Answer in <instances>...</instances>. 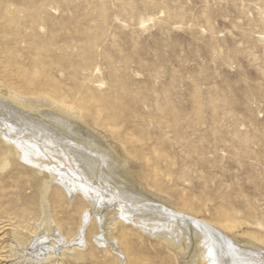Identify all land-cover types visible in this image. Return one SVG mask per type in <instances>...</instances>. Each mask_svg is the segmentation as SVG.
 Here are the masks:
<instances>
[{"label":"rangeland","instance_id":"rangeland-1","mask_svg":"<svg viewBox=\"0 0 264 264\" xmlns=\"http://www.w3.org/2000/svg\"><path fill=\"white\" fill-rule=\"evenodd\" d=\"M1 99L61 138L23 160L0 123V264H207L197 221L264 254V0H0ZM81 136L186 224L123 222L60 160Z\"/></svg>","mask_w":264,"mask_h":264},{"label":"bare ground","instance_id":"bare-ground-1","mask_svg":"<svg viewBox=\"0 0 264 264\" xmlns=\"http://www.w3.org/2000/svg\"><path fill=\"white\" fill-rule=\"evenodd\" d=\"M11 96L13 97V99L16 100V103H17V101H19L20 102V103L18 102L19 104H21V102L23 100L25 101V99H27V98L22 97L19 94L14 93V92H11ZM32 100H33V102H32ZM47 100L48 99L45 96L43 97V95L41 97L36 98V99H31V98L29 99V101H31L32 105H35L36 103H38V105H39V103L42 104V103L46 102ZM0 101L2 102V99ZM48 102H50V101H48ZM48 102L46 104L47 107L49 104ZM4 103H0V121H1L0 123L2 124V127L1 126L0 127H1V131L5 135L8 136V139L10 138V142H9L10 144L8 143V145H6V146H8V148L9 147L12 148V150L15 149L13 151L11 150L12 152L18 154L20 156V158H22L23 160L24 159L30 160V159H33L34 157H37V156L39 157V155L43 151L47 154H52V152L56 151L55 148L53 149V147L55 146L56 143H58L57 141H59V139L61 138L56 133L57 131L54 132L52 128L48 127L42 121L35 119L30 115L23 114L22 112H20V108H15L17 106L12 107L9 104H4ZM51 104L52 105L49 104L50 107H48V108L52 107L51 108L52 110H53V108L57 107L58 109H60V107H61V106L59 107L58 104H53V103H51ZM28 105H30V104H28ZM32 105H31V107H32ZM38 105H35V106L38 107ZM41 107H42V105H41ZM65 107H67V106H65ZM38 108H37V110H38ZM70 108H69V110H70ZM58 109H57V111H58ZM41 110H43V109H41ZM52 110L49 109L50 112H52ZM46 111H44L43 114H45ZM61 111H63V110H60V112ZM26 114H28V113H26ZM29 114H30V112H29ZM68 114L70 115V113H68ZM47 116H49V115H47ZM61 118H60V120H63ZM64 122H65L64 130H69V131L74 130V129L71 130V128L72 127L74 128V126H72L70 128V125H73V123H71V121H69V122L67 121L68 123L66 121H64ZM75 127H77V126H75ZM83 131H85V129H83ZM61 134H63V133H61ZM64 135H65V133H64ZM66 135H67V133H66ZM77 136L79 137L80 134L79 135L77 134ZM81 137H83V138H81ZM81 137L80 138L82 140H80V142L76 143V144L70 143L71 141L69 139H68V141L65 140L66 143H65L64 148H66V149L64 151H66V153H64V151L63 152L59 151V153H61V155H62L61 159L60 158L59 159L62 161L68 160L67 161L69 163L68 164V171H69L70 177L73 180H76V181L80 180L79 179L80 177L81 178L82 177L83 178H90L91 177V179H92L93 175H98L99 180L101 179V182L103 183V185L107 186L108 187L107 190H111L112 194L117 199L116 201L118 202V205H116V206H118L117 207L118 208V210H117L118 211V217L125 219V221L122 220L123 222H126V220L134 217V214H136V213L137 214L138 213L145 214V215L147 213V215L150 214V215H148L149 218H151L152 215L153 216L157 215L156 218H158V216H159L160 220H161V218H163L166 221L165 224H168L169 226H171L170 224L174 223L175 221L180 222V223L182 222L181 225L186 224V219H184L186 216L182 217L181 212H180L181 215H179L178 213L175 212V210L169 209L167 206H165L166 205L165 202H164L165 205H162L164 203H162V204H159L158 202L153 203V201L155 202L157 200V198L155 200L152 199L153 201H151V200L148 201L150 199L148 196H147L149 198L148 200L146 199L147 198L146 196H145L146 198L142 197L143 195L142 196L140 195L142 193H140V192L138 193V191L136 192L137 189L135 190L134 187L132 186V184L128 185L130 183V182L128 183V180H130V179H127V184L123 185V187H118V186H120L119 184H118V186L110 185V181L112 180L111 174L113 176L114 172H115L114 174H116V172H118L121 175H125V173H126L125 169L123 171V169L121 168L122 167V166H120L121 163H118L120 160L117 162L114 159L115 156L112 157V155H111L112 152H110L108 149H106L103 146L97 145L94 142L93 137H91V138L90 137L88 138L86 136H81ZM63 139H65V138H63ZM1 140H2V138H1ZM4 140H5V138H4ZM4 140H2V141H4ZM95 141H97V139ZM5 142H7V141H5ZM63 143L64 142H62V144ZM59 156H60V154H59ZM36 160H37V158H36ZM62 161H60V162H62ZM116 175H118V174H116ZM126 175H128V174H126ZM94 177H96V176H94ZM120 177H121V179L123 178L122 176H120ZM60 178H62V177H60ZM124 178H125V176H124ZM85 180H86L85 182H87V179H85ZM84 185H86V184H84ZM104 186H102V187H104ZM55 191H57V190H55ZM37 192L39 193V191H37ZM62 194H63V192H62ZM109 194H111V193H109ZM20 195H22V194H20ZM140 214H138V215H140ZM141 216H143V215H141ZM141 216H140V218H141ZM188 217H190V216H188ZM143 218H145V217H143ZM151 219H150V221H151ZM142 220L146 221L148 219H146V220L142 219ZM128 222L130 223L131 221H128ZM132 222H133V219H132ZM151 223H153V222H151ZM157 223H158V221H157ZM206 223H208V222H206ZM206 223H204L202 221H197L193 224V228L195 229L194 232L198 236V239L197 238L196 239L199 240V242H200L199 243L200 244V248H199L200 249V256H199V258L201 257L202 261H205L207 264H264V254L260 250L261 246L259 247V246H254V245H246L245 243L241 244L238 242L237 239L231 237L229 235L230 233L227 234L228 230H227V233H224L225 231L220 232L219 230L215 229L214 227H212ZM143 224H145V223L143 222ZM156 226H157V224H156ZM156 226H154V228H156V230H158ZM159 226H158V228H160ZM172 226H171V228H172ZM161 227L163 228V225H161ZM179 228H181V227H179ZM167 232H169V231H167ZM158 233H160V232H158ZM165 234H167V233H165ZM165 238H166V236H165ZM168 244H170V242H168ZM199 244H197V245H199ZM197 245H195V246H197Z\"/></svg>","mask_w":264,"mask_h":264}]
</instances>
